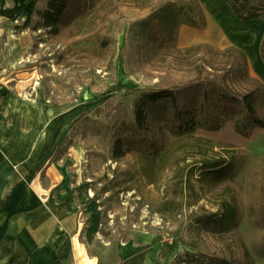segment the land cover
I'll list each match as a JSON object with an SVG mask.
<instances>
[{
    "label": "rangeland",
    "instance_id": "obj_1",
    "mask_svg": "<svg viewBox=\"0 0 264 264\" xmlns=\"http://www.w3.org/2000/svg\"><path fill=\"white\" fill-rule=\"evenodd\" d=\"M85 1L87 12L55 33L38 13L48 0H0V67L12 73L18 94L75 117L54 157L76 161L93 191L81 207L90 252L111 264L122 243L157 244L167 264L193 256L264 264V128L243 135L229 119L214 132H155L162 153L153 162L136 151L118 160L111 153L114 132L133 119L143 91L197 75H225L237 92L264 86V20L240 21L223 0ZM152 19L168 27L170 45L153 39ZM227 21L233 34L222 25ZM99 38L108 39L105 52ZM257 108L264 115V96ZM217 159L229 166L226 176L201 172V163ZM179 173L182 190L174 185ZM227 209L235 220L219 226Z\"/></svg>",
    "mask_w": 264,
    "mask_h": 264
},
{
    "label": "crops",
    "instance_id": "obj_2",
    "mask_svg": "<svg viewBox=\"0 0 264 264\" xmlns=\"http://www.w3.org/2000/svg\"><path fill=\"white\" fill-rule=\"evenodd\" d=\"M5 70L0 67V264H110L84 238L81 207L94 197L88 178L76 161L54 157L75 117L18 94ZM160 252L157 244L122 243L111 264H164Z\"/></svg>",
    "mask_w": 264,
    "mask_h": 264
},
{
    "label": "trees",
    "instance_id": "obj_3",
    "mask_svg": "<svg viewBox=\"0 0 264 264\" xmlns=\"http://www.w3.org/2000/svg\"><path fill=\"white\" fill-rule=\"evenodd\" d=\"M223 1L231 14L240 21L264 20V0ZM87 7L89 4L85 0H48L46 6L38 12L42 19L41 25L56 33L60 25L86 13ZM161 24L152 19L149 33L151 31L153 39L159 45H170L172 37L169 29L163 22ZM99 46L100 52H105L109 47L108 39L99 38ZM259 53L264 64V35ZM263 89V84L257 82L253 89L237 92L228 85L225 75H197L180 83L143 91L134 101L133 119L123 121L114 132L112 157L118 160L127 153L136 151L153 162L162 153V143L155 137V132L167 131L175 136L189 135L198 130L214 132L220 130L229 119L234 121L235 128L243 135H248L254 127L264 128V115L257 108L263 101ZM201 167V172L214 179H221L229 173V166L220 159L205 161L201 163ZM177 177L179 178L174 185L179 187L183 182L181 173ZM181 186L182 184L179 188L182 190ZM229 210H225L216 220L219 226L233 224L235 214ZM215 216L217 214L213 213L209 218L213 219ZM258 222L264 228V209ZM260 244L264 250V233ZM176 264L211 262L193 256Z\"/></svg>",
    "mask_w": 264,
    "mask_h": 264
},
{
    "label": "bare ground",
    "instance_id": "obj_4",
    "mask_svg": "<svg viewBox=\"0 0 264 264\" xmlns=\"http://www.w3.org/2000/svg\"><path fill=\"white\" fill-rule=\"evenodd\" d=\"M226 24V25H225ZM225 24H222L223 26H227L228 25V29H229V31L230 32H232V34H233V31H232V28L230 27V25H229V22L227 21V22H225ZM225 28V27H224ZM250 36H252L253 37V35H250ZM252 37H246V35L245 36H243L242 38L243 39H245L246 41L245 42H247V41H251L252 40ZM22 83V81L19 83V84H21Z\"/></svg>",
    "mask_w": 264,
    "mask_h": 264
}]
</instances>
